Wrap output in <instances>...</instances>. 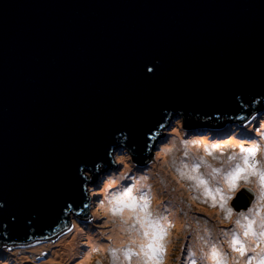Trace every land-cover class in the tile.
Segmentation results:
<instances>
[{
  "label": "water",
  "instance_id": "obj_1",
  "mask_svg": "<svg viewBox=\"0 0 264 264\" xmlns=\"http://www.w3.org/2000/svg\"><path fill=\"white\" fill-rule=\"evenodd\" d=\"M259 110L264 0H0V246L85 216L116 148L147 160L172 117Z\"/></svg>",
  "mask_w": 264,
  "mask_h": 264
},
{
  "label": "rangeland",
  "instance_id": "obj_2",
  "mask_svg": "<svg viewBox=\"0 0 264 264\" xmlns=\"http://www.w3.org/2000/svg\"><path fill=\"white\" fill-rule=\"evenodd\" d=\"M251 117L230 125L226 121L222 123L224 127L221 124L213 132L199 119L184 126L181 115L172 117L150 148L147 160L137 159L123 146L116 148L117 163L101 169L98 178L88 183L87 214L82 217L69 213L67 229L44 241L23 246L3 243L0 264H238V257L243 259L240 264H261L264 189L259 175L252 174L253 170L245 165L244 157H248L249 164H256L257 170L264 171V110ZM254 147V155L242 151ZM154 162L158 163L156 167ZM236 165L245 170L230 186L228 176ZM243 186L253 191L251 205L234 209L230 201ZM128 188L136 199L135 207L119 205L123 210L113 213L115 198ZM170 200H174L171 205ZM129 202L125 198V204ZM152 202L155 208L149 210ZM160 207H164L166 216L162 212L155 215ZM125 210L132 213L127 224L121 216ZM170 210L175 217V213L183 217L178 234L168 235L172 225L168 220ZM138 223L151 232L146 244L134 239V232L139 234ZM117 224L123 227L119 243L113 241L112 233L113 227H119ZM212 225L218 227L213 229ZM234 239L243 246L245 241H251L245 255L237 251L240 245H233ZM166 247H170L168 259Z\"/></svg>",
  "mask_w": 264,
  "mask_h": 264
},
{
  "label": "bare ground",
  "instance_id": "obj_3",
  "mask_svg": "<svg viewBox=\"0 0 264 264\" xmlns=\"http://www.w3.org/2000/svg\"><path fill=\"white\" fill-rule=\"evenodd\" d=\"M168 123V122H167ZM165 128V127H164ZM159 135H157L155 138L157 139V137H158ZM230 138H233V136H231ZM152 145H153V143H152ZM152 145H151V147H152ZM127 149V148H126ZM128 150V149H127ZM130 152V151H129ZM130 154L132 155V156H134L131 152H130ZM149 156V155H148ZM135 157V156H134ZM158 165V163H156V162H154V164H153V166L154 167H156ZM157 170V169H156ZM215 181L213 180V181H211V183L213 184V185H215V183H214ZM223 184L225 185V183H224V181H223ZM172 203H174V200H170V202H169V205H171ZM155 208V205H154V203L152 202L151 203V205L149 206V210H152V209H154ZM217 211H218V208L216 207V209H215V213H217ZM161 212L164 214V207H160V208H158V210L155 212L156 214L155 215H160L161 214ZM132 213H130V211L129 210H125L124 212H122V214H121V216L123 217L122 219L124 220V222L127 224V221H128V219H129V215H131ZM176 214V217L171 213V210L169 211V213H168V220H170L171 221V223H172V225H171V227L168 229V235L170 234V233H176V234H178V232L180 231V227L184 224V222H183V217L182 216H179L177 213H175ZM208 215H209V213H208ZM210 215H211V213H210ZM145 216V215H144ZM164 216H166L165 214H164ZM165 222V221H164ZM167 222V221H166ZM133 223V222H132ZM136 224V223H135ZM118 225V224H117ZM119 227H113V230H112V233H113V241H116V242H118L119 243V241H121L120 240V235L119 234H121V233H123V231H122V229H123V227L121 228L120 227V225H118ZM138 226H140L139 225V223H138ZM212 227H213V229L214 228H217L218 226L217 225H212ZM133 228L136 230V226L134 225V223H133ZM143 228H141V226H140V228L138 229L139 230V234L137 233V231H135V230H133V231H135L134 232V234L133 235H135L134 236V239L135 240H139V241H142V243H147V240L150 238V235H149V230L146 228V229H143ZM62 231V230H61ZM60 231V232H61ZM125 231V230H124ZM144 231L145 232H147L148 233V235L147 236H145L144 235ZM59 232V233H60ZM151 233V232H150ZM118 234V235H117ZM76 235H78V233L76 232ZM92 236H94V234H91ZM245 239V238H244ZM243 239V241H245ZM63 240V239H62ZM61 241V240H60ZM34 242V241H33ZM138 244V243H137ZM105 245V244H104ZM140 245V244H139ZM174 245V244H173ZM120 246V245H119ZM118 246V247H119ZM251 247V241H245V246H244V248L246 249V248H250ZM169 250H170V247H166V258L168 259V256H169ZM141 254V253H140ZM139 254V255H140ZM233 257V256H232ZM122 258H126V256H124V255H122ZM238 260H239V263L238 264H240V262L243 260L242 258H240V257H238L237 258ZM232 262H234V258L232 259Z\"/></svg>",
  "mask_w": 264,
  "mask_h": 264
},
{
  "label": "snow or ice",
  "instance_id": "obj_4",
  "mask_svg": "<svg viewBox=\"0 0 264 264\" xmlns=\"http://www.w3.org/2000/svg\"><path fill=\"white\" fill-rule=\"evenodd\" d=\"M242 151H246L249 154L254 155L255 152L257 151V149L255 147L254 148H248V149L242 148ZM230 159H233V158H230ZM244 163H245V165H247L249 168H251L253 170L252 174H258L259 175L260 182H261V188L264 189V171L257 170L256 164H254V163L249 164L247 156L244 157ZM196 167L198 168L199 165H196ZM244 170L245 169L242 168L240 165H236V167L233 169V171L231 173H229V176H228L229 181H230V186L234 185L236 179L239 177V174L241 172H243ZM213 171L218 172L219 170L214 169ZM245 179H247V176H245ZM125 198H128L130 200V202L125 204ZM141 199L146 200L147 197L142 196ZM261 199H264V194H262ZM115 200H116L117 206H114L113 213L121 212L123 210L121 207H119V205H124L128 208H134L136 205V199H135V197H132V189L131 188H128L127 190H125L123 195L121 197H116ZM249 211H252V209H249ZM241 215H243V214H241ZM249 227H250V225H249ZM161 231H163V230H161ZM144 235L147 236L148 233L145 232ZM245 235H247V232H245ZM260 235L264 236V232L260 233ZM232 243H233V245L239 244L240 247L237 249V251H239L242 256L245 255L246 250L243 246V243L239 239H234ZM142 247H143V245H142ZM148 247H153V245L149 244ZM162 248H163V246L161 245V249ZM129 251H130V249H129ZM250 259L251 258L249 257V260ZM261 264H264V259H262Z\"/></svg>",
  "mask_w": 264,
  "mask_h": 264
},
{
  "label": "trees",
  "instance_id": "obj_5",
  "mask_svg": "<svg viewBox=\"0 0 264 264\" xmlns=\"http://www.w3.org/2000/svg\"><path fill=\"white\" fill-rule=\"evenodd\" d=\"M208 125H209V124H208ZM228 125H230V124H228ZM228 125H227V126H228ZM212 129H213V128H211V130H212ZM216 130L218 131V129H216ZM211 132H213V130H212ZM222 132H223V131H221V132H218V133H220V134H221Z\"/></svg>",
  "mask_w": 264,
  "mask_h": 264
},
{
  "label": "clouds",
  "instance_id": "obj_6",
  "mask_svg": "<svg viewBox=\"0 0 264 264\" xmlns=\"http://www.w3.org/2000/svg\"><path fill=\"white\" fill-rule=\"evenodd\" d=\"M198 120V119H197ZM205 123V122H204ZM201 124H203V122L201 121Z\"/></svg>",
  "mask_w": 264,
  "mask_h": 264
}]
</instances>
